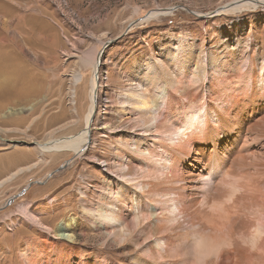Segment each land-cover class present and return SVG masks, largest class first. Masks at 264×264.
<instances>
[{
  "label": "rangeland",
  "instance_id": "1",
  "mask_svg": "<svg viewBox=\"0 0 264 264\" xmlns=\"http://www.w3.org/2000/svg\"><path fill=\"white\" fill-rule=\"evenodd\" d=\"M236 1L0 0V180L24 168L0 186V264H25L28 241H39L36 249L46 253L54 245L72 248L78 254L71 264H199L196 251L207 264H264V99L254 84L232 114L224 101L264 71V0L219 11ZM160 11L167 13L144 17ZM96 51L87 146L76 157L39 155L38 144L84 129L92 77L80 59ZM184 57L189 63L181 66ZM182 67L196 82L174 93ZM222 71L223 80L213 82ZM77 74L82 80L75 84ZM151 86L156 118L144 131L122 120L118 101ZM190 123L192 143L171 147L177 172L162 181L169 162L162 147ZM142 138L140 160L134 153ZM116 150L127 156L116 158ZM139 161L144 169L136 174L147 183V175L159 176L162 187L144 198L149 228L124 246L105 241L82 208H95L109 181L115 197L121 173ZM32 181L42 183L5 205ZM204 215L223 223L214 246ZM56 225L73 241L56 238ZM154 249L161 259H154Z\"/></svg>",
  "mask_w": 264,
  "mask_h": 264
},
{
  "label": "bare ground",
  "instance_id": "2",
  "mask_svg": "<svg viewBox=\"0 0 264 264\" xmlns=\"http://www.w3.org/2000/svg\"><path fill=\"white\" fill-rule=\"evenodd\" d=\"M254 2H258L259 0H238L233 4H230L228 6L221 7L219 11L224 12H234L233 9L239 8V7H245V6H254ZM187 10V9H186ZM189 11V10H188ZM157 12V11H156ZM195 12V11H194ZM167 13L166 11H160L158 13H150L148 16V13L144 16L145 18H152L155 16L163 15ZM197 14V13H196ZM142 20V19H141ZM99 52H90L89 54L86 53L80 60L85 66H89L91 68V77L92 81L90 82V91H89V101L90 105L88 107V111L84 117V129L79 132L76 135H72L70 137H61L56 139H49L44 144H38L36 147L37 152L39 155H41L43 152H54V153H60L64 156L65 152H71L73 154V157L80 155L85 147L87 146L88 140L87 135L89 132V126H90V120H91V112L93 107V102L95 100L94 94H93V87L95 86V74L98 67L97 57ZM189 58L184 57V59L181 62V66L187 65L189 63ZM263 73V74H262ZM259 75H256V82H253L251 80V76L247 79V86L245 88L239 90V92L236 93L233 97L227 98L225 101L226 109L231 113V110H233L234 104L240 100V99H248L249 98V92L252 86L255 84L257 90L259 91L258 97L261 99H264V71H262ZM214 74V73H213ZM221 74H224V71L220 72V75L217 76V74H214L215 80L213 82L219 83L221 80H223V76ZM174 79V78H173ZM82 80V76L77 74L73 77V82L79 83ZM175 85L170 86L172 88V91L175 93L179 92L184 85L188 84L189 82H196L195 77L188 74L185 70V67H182L181 70L177 72L175 75ZM171 82V81H170ZM212 82V81H211ZM212 82V83H213ZM173 85V84H172ZM216 84H214L215 86ZM156 87L151 86L147 89H142L140 91H131L126 94V97L122 101H118L120 105V117L122 120L129 122L132 126H141L146 131L151 125L153 120L156 118V111L154 108V103L152 102V94L154 95L156 90L154 89ZM223 97V96H222ZM243 101V100H242ZM117 103V102H116ZM232 114V113H231ZM204 118V117H203ZM207 119L205 118L203 121V125L207 124ZM138 124V125H137ZM193 124H189L188 126L182 128L179 133H175L176 136L171 139L174 140V143H168V145H163L162 147L163 151H165L166 154H168V161L163 163L162 166H164L162 175V181L166 178V180L170 179L172 180V176L176 175V168H175V157L171 153V147H188L192 143L193 138V131L192 126ZM219 126V125H218ZM217 127V126H216ZM179 131V130H178ZM202 131V130H201ZM145 139H141L138 143L139 146H136V153L141 155L139 158L140 160H143L142 157L144 155V150L140 148V144L144 142ZM159 142V141H158ZM156 146V145H155ZM157 147V146H156ZM131 152V151H130ZM149 152V151H148ZM149 154V153H146ZM170 154L173 156L171 157ZM126 155V150H116V158H121L122 156ZM132 155V154H131ZM127 156V155H126ZM137 157V156H136ZM135 158V159H139ZM144 158V157H143ZM147 159V158H146ZM67 162V161H66ZM118 162V161H117ZM143 161L136 162V164L133 165L132 169L128 167L129 171L128 173H121L122 178L121 182L122 185L119 187V192L116 193V196H114V191L111 189V185L113 184L112 181H109L107 184L109 185L107 191L105 189L101 190V193L98 196V203L95 206V208H86L83 207V213H85L87 216L91 217V222L96 229V231L101 232L103 237L105 238V241L109 239H118L119 244L123 245L127 244L128 241L137 240L141 234H145L147 229L149 228V221L152 217L151 213L148 212V208H150V203L144 199L146 198V195L150 192L152 193L155 190H160L162 187H160V180L159 176H152L147 175V177L152 179H155L154 181H148L144 182V175H141L139 177L136 172L139 170H143L144 166H142ZM116 163V160H115ZM29 168V167H26ZM24 168H19L15 172L9 173L6 177L0 180V186L7 181L8 179L12 178L16 173L22 171ZM163 169V167H162ZM167 172H169L167 174ZM174 174V175H173ZM156 175V174H155ZM175 177V176H174ZM176 179V178H175ZM147 180V179H146ZM145 180V181H146ZM174 180V179H173ZM150 182V183H149ZM104 192V194H103ZM135 193V201H132V193ZM106 194V195H105ZM153 194V193H152ZM135 202V203H134ZM135 208V209H134ZM136 210V214L132 215V210ZM22 213L29 215V210L26 207H22ZM222 217V216H221ZM29 218L35 222L36 225H39V227L45 229L46 232L51 231V228L44 225L41 221L38 219H35L33 215H29ZM202 218V217H201ZM205 222L204 224H208L209 229L213 234L211 233L209 239L212 241L211 246H214L216 241V235L217 233H221V230L223 228L221 221H219L218 218H215L214 216H207L204 215ZM229 218V217H228ZM226 219V218H225ZM224 220V219H223ZM204 221V220H203ZM202 221V222H203ZM227 224V223H226ZM232 224V223H231ZM159 228L164 229V226H160ZM42 229V230H43ZM225 229V228H224ZM55 230V231H54ZM160 230V229H159ZM158 230V231H159ZM52 231L55 232L54 236L60 240H72V236L68 233H65L62 229V225H56ZM231 231V229H229ZM232 231L228 234H231ZM48 234V233H47ZM222 234V233H221ZM204 235V234H203ZM152 237V236H150ZM148 238V237H147ZM224 238V236H223ZM149 239V238H148ZM151 239V238H150ZM44 240V239H43ZM154 240V239H153ZM222 240V239H221ZM220 240V241H221ZM73 241V240H72ZM186 241V240H185ZM184 241V242H185ZM46 242V240H45ZM153 244V243H152ZM54 245V244H53ZM52 245V246H53ZM27 246V253L23 254V261L25 264H51L52 260H54L58 264H71L70 261L72 258H74L75 252L70 249H61L58 248L56 245L54 247H51L50 252H42L40 249H36L40 247L39 241L33 242L29 244H26ZM26 249V248H25ZM36 249L35 253L32 250ZM164 249V248H163ZM167 248L165 247V250ZM155 250V249H154ZM164 251V250H163ZM163 253V252H162ZM160 253V250L157 249L153 252V257L155 256V260L161 259L163 254ZM54 255V258H51V255ZM78 254V253H77ZM155 254V255H154ZM199 254V264H207V261H205L200 253L196 251V255ZM171 256V255H170ZM92 257V256H91ZM90 257V259H91ZM167 257V256H166ZM175 257V256H174ZM153 259V260H154ZM96 260V258H95ZM154 260V261H155ZM81 264V263H76ZM91 264V263H86Z\"/></svg>",
  "mask_w": 264,
  "mask_h": 264
},
{
  "label": "water",
  "instance_id": "3",
  "mask_svg": "<svg viewBox=\"0 0 264 264\" xmlns=\"http://www.w3.org/2000/svg\"><path fill=\"white\" fill-rule=\"evenodd\" d=\"M178 7H182V6H178ZM188 10H189V9H188ZM189 11H190L191 13H193L194 15L199 16V17L204 16V15H208V13H206V14H201V15H197L196 12H194V11H192V10H189ZM213 13H216V11L214 10V11L211 12V14H213ZM137 20H138V19H137ZM134 23H136V22H134V21L130 22V23L126 26L124 32H128L129 29L131 28V26H132ZM99 55H100V53H99ZM97 74H98V72H96L95 77H97ZM93 114H94V113H93ZM89 131H90V128H89ZM67 164H68V161L65 162L64 164H62L61 166H59L56 170H54V171H52L51 173H49V174L47 175V178L50 177L51 174H53L54 172H56V171H58V170L64 168ZM32 183H42V181H32V182L28 183L27 186H26L24 189H22L18 194H15L14 196L8 198V200L6 201V204H5V205H7L8 203H10V201H11L12 199H15V198H17L18 196H20V194H22V193H23V192H24V191H25V190H26V189H27Z\"/></svg>",
  "mask_w": 264,
  "mask_h": 264
}]
</instances>
